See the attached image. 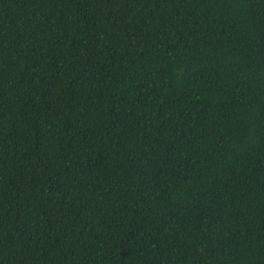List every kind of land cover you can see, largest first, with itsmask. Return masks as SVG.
<instances>
[{"label": "trees", "instance_id": "16d2710c", "mask_svg": "<svg viewBox=\"0 0 264 264\" xmlns=\"http://www.w3.org/2000/svg\"><path fill=\"white\" fill-rule=\"evenodd\" d=\"M0 264H264V0H0Z\"/></svg>", "mask_w": 264, "mask_h": 264}]
</instances>
